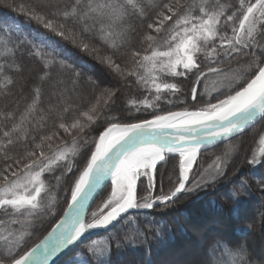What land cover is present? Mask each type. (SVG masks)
Returning <instances> with one entry per match:
<instances>
[{
    "label": "snow or ice",
    "instance_id": "obj_1",
    "mask_svg": "<svg viewBox=\"0 0 264 264\" xmlns=\"http://www.w3.org/2000/svg\"><path fill=\"white\" fill-rule=\"evenodd\" d=\"M38 7L57 5L48 0ZM18 10L63 41L89 53L124 84L135 82L157 96L175 95L181 89L169 81L190 79L194 107L162 114L152 112L150 118L139 122H109L94 142L95 150L70 191V203L62 218L43 239L22 251L26 230L17 232L7 225H25L27 229L32 223L28 217L38 218L44 211L55 215L54 204L45 208L42 203V176L62 163L66 173L72 172L74 165L69 157L77 138L84 142L85 129L105 120L97 104L85 110L79 104L65 103L63 98L66 93H98L107 97V111L115 105L118 89L103 88L68 64L55 49L14 36L11 26L0 27V100L12 97L0 105V209L20 218L0 219V227L7 232L0 234L5 249L0 264H57L56 258L66 254L65 250L70 252L86 233L119 223L132 209L169 207L181 196L214 188L223 178L227 163L216 157V171L210 178L200 173L199 178L190 179L201 149L242 134L258 119H264V0L247 6L239 0L232 15H227L216 0H72L63 10L51 13L36 8L25 13L23 6ZM162 43L164 50H160ZM101 49L105 55H101ZM241 61H247V74L241 77L243 83L238 90L230 89L231 94L223 99L219 98L223 93H219L205 105L195 107L199 103L198 88L202 98L208 94L206 82L210 77L235 81L239 74L231 65ZM29 62L39 68L35 77L25 75ZM65 80L71 88L64 86ZM151 107L147 105L145 110ZM49 121L56 131L44 127ZM59 130L71 141L59 136ZM42 131L49 134L39 135ZM54 137L61 144H56ZM166 156L178 159V174L174 180L167 177L171 185L167 190L162 174L159 194L153 195L157 164L171 162ZM260 162L255 155L248 161L252 166ZM105 181L111 183V195L91 213V221H86L89 202ZM138 181L147 193L140 198L143 202L137 199ZM260 183L264 187V179ZM137 238L147 243L142 232L137 233ZM135 243L133 236L123 235L113 237L107 249L86 246L88 264H95L93 256L105 253L107 259L101 264H113V255L119 256ZM209 247L235 255L237 264H264V257L253 255L244 240L214 236L204 248L205 257ZM193 264L210 261L202 257Z\"/></svg>",
    "mask_w": 264,
    "mask_h": 264
},
{
    "label": "trees",
    "instance_id": "obj_2",
    "mask_svg": "<svg viewBox=\"0 0 264 264\" xmlns=\"http://www.w3.org/2000/svg\"><path fill=\"white\" fill-rule=\"evenodd\" d=\"M27 2V5H30L32 1L34 2V6H40L42 3L41 0H24ZM45 2H48L45 1ZM52 3L56 4V8H36L34 6H29L30 8H36L37 11H43L44 13H51L54 11L63 10V8L66 5L71 4L72 0H51ZM11 5V7H9ZM19 5H17L15 2H9L8 0H0V27H6L4 26L5 21V14H11L15 16L16 18L20 19L24 25L28 24L29 26H25L24 30H27V34L18 33L17 31L13 30V35H19L21 37H25L28 40L41 44V41L35 37L33 34L30 33L31 29H36L37 32H41L44 35H47L50 38H53L56 43L55 45L52 44H42L48 49H55L56 51L60 52L62 55V58L68 62L70 65H75L85 76L91 77L95 80L96 74L100 71L102 74H109V70L106 69L103 65L95 61L89 53L81 51L79 48H77L75 45L71 43H67L63 41L59 36L55 35L54 33L44 29L42 26H40L35 21H30L26 14H21V12L18 10ZM25 11V10H24ZM26 13V11H25ZM49 18H52L49 16ZM61 46L66 47L67 51H72V53L65 55L63 52V49ZM95 47L101 48V45L94 44ZM103 49H101V55H105ZM83 61L84 64L81 63ZM33 67H32V66ZM28 71L25 70V75H31L32 77H35V75L38 73L39 68L34 62H29ZM217 66V65H213ZM247 66V61H241L239 64L233 63L231 65L234 72L238 73V78L233 81L229 82V80L225 79L223 76H212L210 77L207 82V92L208 94L204 97L199 96V92L201 89L198 88V100L199 103L195 105V107L203 106L207 103L208 99L210 97H215L219 93H223L220 95L219 98L223 99L227 94H231L230 89H237L239 84L243 83V80L241 77L245 76L247 73L245 72V68ZM34 68V69H31ZM119 83H114L113 89H118L117 92V98L116 102L117 104L114 107H120L123 104V100L130 99L129 97L139 98L141 96L142 98V88L140 86L136 87V83L129 81L128 84H124L122 81H118ZM173 83H177L179 87L185 89L186 94L183 96L179 95V99H184V101L181 102L179 100L175 104H168L164 105L160 108L159 112L157 114H162L167 111H179L183 110L184 108H188L189 110L193 109V104L190 100V89H191V82L190 79H177L173 81H169ZM215 82V83H214ZM101 85V83L99 82ZM70 83L65 80L64 86L67 88L70 87ZM215 85V86H213ZM19 85H17L18 87ZM141 88V89H140ZM217 88L219 91H217ZM140 89V90H138ZM15 91V90H13ZM2 95V94H0ZM12 99L11 96H9L8 100H0V105L3 103H7ZM65 103H71L73 106L79 104L82 108L86 110V107L90 104H97L98 113L105 116L104 122L97 121L95 125H93L91 128L85 129L84 135V142H80L79 137L77 138L78 143L77 146L73 152V154L70 155L69 159L70 162L74 165V170L72 173L69 174V177L75 176V174L83 168V162L86 160L91 152L94 149V142L97 141L99 135L102 133V131L109 126V122H116V123H129L132 122L134 119L129 118L127 116L123 115H116L114 112V109H110L106 111V105L105 101L106 98L102 101H100V97L98 93H89V92H76V93H66L65 97L63 98ZM98 100L100 102H98ZM96 101L98 103H96ZM44 102L48 103V98H44ZM115 102V103H116ZM213 103H216V99H212ZM111 103V101H109ZM141 114V118L138 117V121L146 118H150V115L143 116ZM118 118V119H116ZM37 120L40 119L39 116L36 117ZM264 122V119L261 121ZM58 123V122H56ZM46 129H50L51 131H56V128L53 127V122L49 121L47 125H44ZM248 133V132H247ZM239 135L229 141H227L224 144H228L227 148L224 153H219V155H214V157L206 158V156H202L201 160L204 161L201 163V170L198 172L196 177L200 175V173H203L205 176V171L208 166L211 164V161L214 160L213 158L221 157L223 156L227 151L235 150L237 152V148H239V152L244 150L242 146H238L240 142L244 139L246 134ZM49 134L46 131H42L39 133V135H46ZM59 136L63 137L66 140L71 141V137L67 136L63 130H59ZM56 144H61L60 140H56L54 137ZM231 143V144H229ZM61 147H63L61 145ZM234 147V148H233ZM19 151V149H17ZM234 152V153H235ZM237 154V153H235ZM235 155H233L234 157ZM201 157V156H200ZM200 157L199 160L200 161ZM208 159V160H206ZM3 161L0 160V164H2ZM248 161H246L243 165H240L237 169V176L236 178H228L229 174L226 175L224 178V182L228 181L227 185L224 189H214L213 192L209 195H206L205 197L201 199H195L194 197L199 195L200 191L191 195H188L187 197L181 196L176 202V207H168L166 210L158 211L162 207H159L155 210H145V211H139V212H133L134 214H131L126 220H123L122 223L118 224L116 227L112 228L110 232L106 233V235H102L99 240L101 241L98 243L99 247L97 249H107L112 245V238L115 236H123V235H129L133 236L136 240L135 246L132 247H126L119 256L113 255L112 261L113 264H161L162 262H159V257L162 255H166L164 252L166 250H171L169 248L170 246H173L172 251H174V248L182 246V243H178V238L181 237H187L190 238V241L195 240L199 244V248L202 249V252L204 253V248L209 244L211 239L214 236H222L227 240L235 241V240H244L247 241V244L250 248V240L248 239L251 234H253L255 230V216H260V214H256L257 212L254 207V204L256 202H260L261 195H264V190L261 189H252V184H244L242 186H237L236 189H231L236 184H240L241 181H247V178L250 179V176L254 179L253 181L258 183L260 179H264V160L262 165H259L257 167H253L254 169L247 168L246 171H243V173H240L241 170H243V166L247 164ZM251 166V165H250ZM249 166V167H250ZM60 171L59 177H64V174L66 173V170L64 168V164L62 163L60 166L56 167L55 170L51 173H45L43 175V180L45 185H49L48 177H46V174L54 175L57 172ZM75 173V174H74ZM51 175V176H52ZM66 175V174H65ZM45 176V177H44ZM51 177H49L50 179ZM47 180V181H45ZM62 180V179H61ZM70 181V180H69ZM67 182L66 187L63 185L61 186L62 190H66V192H69V189L71 187V183ZM51 188V187H50ZM67 188V189H66ZM210 189V188H209ZM68 190V191H67ZM236 192V195H231V192ZM204 191V190H203ZM210 191V190H208ZM212 191V190H211ZM261 193V194H260ZM67 195V193L65 194ZM221 198V199H220ZM223 198L227 202H223ZM70 200V199H69ZM193 201L189 205L186 203L188 201ZM69 202V201H68ZM66 202L65 208L68 204ZM193 203H196L193 204ZM187 204V205H185ZM64 204H62L63 206ZM51 206V205H49ZM55 215H52L49 217V220L42 225V227H39L36 229L31 236L30 239H27L28 244L24 247H22V251H26L29 248L33 247L36 243H38L50 230L51 228L56 224V222L60 219L62 214L64 213V210L61 211V206L55 208ZM46 212V214H44ZM43 213L44 216H47V211ZM14 219L15 216H3L0 217V219H4L7 221L8 219ZM20 219V218H19ZM37 219V218H36ZM199 219L207 220L212 223V225L204 229L201 225V228H197V230L200 232L196 237L191 236L189 233L190 228H194L195 224ZM45 222L41 221L40 224ZM35 223H38V220L35 221ZM200 225V224H199ZM44 226V227H43ZM14 228V227H13ZM16 229L20 230L21 227L15 226ZM230 228V232L224 233V230H228ZM263 228V226H262ZM22 230V229H21ZM15 231V229H14ZM142 232L144 237L147 238V243H141L139 239L137 238V233ZM205 232V233H204ZM157 235H159V239H157ZM199 236V237H198ZM200 236H203L201 239H203L201 242H199ZM177 241V242H176ZM188 241V242H190ZM83 242H81L82 244ZM81 244L76 246L74 250H72L65 258H63L58 264H88L89 257L85 254V247ZM97 245V244H96ZM179 245V246H178ZM89 247V246H87ZM3 245L0 246V256H3L5 253ZM75 252V254L72 255V253ZM257 257V256H256ZM207 258L210 259V264H237L238 257L235 255H225L222 251L217 250L215 248L209 247L207 251ZM107 259V253L104 255H95L92 257V260L95 261V264H101V261ZM165 263V262H163ZM176 264V263H174Z\"/></svg>",
    "mask_w": 264,
    "mask_h": 264
},
{
    "label": "rangeland",
    "instance_id": "obj_3",
    "mask_svg": "<svg viewBox=\"0 0 264 264\" xmlns=\"http://www.w3.org/2000/svg\"><path fill=\"white\" fill-rule=\"evenodd\" d=\"M8 1L9 2H15L17 5L23 6L24 10L26 12L30 9L29 6H31V7L34 6L33 5V3H34L33 1H32V3L30 5H27V2L24 1V0H8ZM45 1H47V0H41V2H38V3H42V4L43 3H47ZM216 2L218 4H220L226 10V14L227 15H232L233 11L235 10V8L239 6V0H216ZM244 2H245V6H247L249 3H255V0H244ZM34 7L38 8V6H34ZM38 9H40V7ZM4 16H5L4 26H6V27L11 26V28L13 30L17 31L18 33H22V32L24 34L28 33L27 30H24L25 26H29L28 24L24 25L22 22H20L21 21L20 19L16 18L15 16H13L11 14H5ZM30 33L33 34L35 37H37L41 41V44L47 43V44L55 45V43H56V41L53 38H50V37H48L47 35H44L41 32H37L36 29H31ZM228 35H231L230 31L228 32ZM58 49L59 50L63 49L64 50L63 52L65 53V55H68V54L72 53V51H67L66 47L64 48V46H61V48H58ZM160 50H164L163 43L161 44ZM81 63L84 64L83 61H81ZM31 66H29V67H31ZM31 69H34V68H31ZM26 70L28 71V69H26ZM100 71L96 74L95 80H96V82H100L101 86L103 88L113 89V87H115L114 83L115 82L119 83L118 82L119 80H117L116 77H114L110 72H109V74H107V73L102 74ZM213 86H215V85H213ZM70 87H71V85H70ZM136 87H138L137 84H136ZM140 87L142 88V91H141L142 98L140 96L137 99L134 96V97H129L130 99H128V100L127 99L123 100L122 106L120 105V107H117V108L114 107L115 108V110H114L115 112L114 113L116 115L127 116L130 119L131 118L134 119L132 122H139L138 121L139 120L138 117L141 118V114L143 116H145V115H150L152 112H156L157 113V112H159L160 108L163 107V104L164 105L165 104L166 105L175 104L179 100H181V102H182V101H184V99H179L178 96L179 95L183 96L184 94H186L185 89H183L181 87L180 88L181 91L176 93L175 95L164 93V94H161V95L157 96L156 94H153V93H150V92L146 91L143 88V86H140ZM140 89H138V90H140ZM217 91H219L218 88H217ZM99 97H100V101H102V102H103V100L105 98L107 99L106 96L99 95ZM100 101L98 100V102H100ZM98 102L96 101V103H98ZM116 104H117V102L115 103V105ZM147 105H151L152 107L148 108L147 110H145ZM136 107H140V111H136ZM114 108H112V109H114ZM179 111H181V110H179ZM261 121L258 122L256 125H254V127H252L251 129H249L247 131L248 133L246 132L247 134L244 137V139L240 142V144H238V146H242V148H244V150L239 152L240 150H239V148H237V152H235V150H233V149L230 150L231 149L230 148L229 151H227L223 156L220 157L222 160H224L227 163V167L224 169L223 178L219 180V182L216 184V186L214 188H210V189H207V190H204V191L201 190L199 195L194 197V200L196 198L199 200V199L205 197L206 195L211 194L214 189H219V191H220V189H224L225 186L227 185L228 181L230 180L229 179L228 181L224 182V178L226 177V175L229 174L228 178H236V176L238 174L237 173V169L238 168L241 169V167H239V166L243 165L246 161H249L253 157V155H255L257 157V159L259 161H261V162L258 163L255 166H252V165L250 166L249 163L245 164L243 166V170H241L240 173H243V171H246L247 168L254 169L253 167H257L259 165H262L263 160H264V154H262V150H264V122H261ZM229 144H231V143H229ZM227 145L228 144H224L223 145V143H222V144L216 145L214 147H211L209 149L201 151L200 154L198 155L196 163H195V165L193 167L192 173L190 174V179H191L192 176L196 177L198 172H200L201 166H202L201 163L204 162V161L201 160L202 156L203 157L206 156V158H208L207 156L214 157V155H219L220 152H221L220 154H222V152L224 153V151L227 148H229V147H227ZM94 150L95 149H93V151ZM234 152L237 153V154H235ZM90 155H89V157L86 160H84L83 167L86 165L87 160L90 159ZM233 155H235V156L233 157ZM199 157H200V161H198ZM213 159L214 160L211 161V164L205 170V171L208 170L206 172L205 176H204L205 178H210L216 171L214 166H213L216 158H213ZM166 160H170L171 162L170 163L169 162H162L163 166H161V163L157 164V172H156L157 184H156V189L153 192V195L159 194V191H160V179H161V175L162 174L164 175V188H165V190H167V188L171 186V185L168 184L167 177L168 176H172L173 180H174L175 176L178 174V172H177L178 159H176L174 156H166ZM206 160H208V159H206ZM82 169L79 170L76 174L74 173L75 176L73 175V177H69V174L72 173V172L65 173L66 175L64 174L63 178L59 177L60 176V171L57 172L54 175L51 174L52 176L49 175V174H46V177H48L50 186L45 185V191L42 192V194H41V200H42V203L45 206V208H47L49 205H53L54 204L55 208L61 206V211L64 210V209H65L64 212L66 211L67 206L65 208V204L70 199V191L74 187L75 181H76V179H78ZM73 170H74V167H73ZM199 176L197 178H199ZM49 177H51V178L49 179ZM262 179H260V181H258V183H256V182L253 181L254 179L250 176V179L247 178V180L249 182L243 180V182H244L243 184H241V183L240 184H236L231 189H236L237 186H242L244 184L250 183V184H252V187H251L252 189L254 188V189H257V190L258 189L264 190V187H262L261 183H260ZM42 180H43V176H42ZM45 181H47V180H45ZM68 181L71 183V187L69 189V192H66V190H62L61 189L62 188L61 186L63 185L64 187H66V184H67ZM144 183L146 184V181ZM106 186L107 187L103 190L102 194L99 196V198L93 204L90 212L88 213V215L86 217V221H89V222L91 221V218H92L91 217V213L94 212V211H97L98 207L102 206L103 202L111 195V191H112L111 183H109ZM143 186L144 185H142L141 182L138 181V183H137V199H138L139 202H143L140 198L142 196L147 195L146 192H143L141 190ZM208 190H210V191H208ZM230 192H231V190H230ZM66 193H67V195H65ZM191 202H193V201L191 200V201H188L186 203L189 205ZM223 202L225 203L227 201L223 198ZM62 204H64V205L62 206ZM187 204H185V205H187ZM193 204L196 205V203H193ZM171 206L172 207H176L177 206V202L175 204L171 205ZM159 207H162V206H154L153 209H146V210H155V209H157ZM254 207L256 209L254 211H256V212L258 211L256 214H260V216H255L254 220H255L256 226H255V230H254L253 234H251V236L248 237V239L250 240L249 245H250V249L253 252V255H255L257 257H264V195H261L260 202H256L254 204ZM166 208H168V207H162L158 211L166 210ZM105 211H107V209H105ZM44 214H46V212ZM131 214H134V213L128 214L127 216H125L126 218L123 219V220H126ZM3 216H9V215L5 214L4 211L2 209H0V217H3ZM25 216L27 217L28 214L25 213ZM51 216H52V214L49 211H47V216L41 215L37 219L36 218H32V217H28V219L31 220L32 223H31V226L27 227V229L25 228V225H7V227H11L13 230L15 229V231H17V232H24L26 230V235H25V241L26 242L22 245V247H24V246H26L28 244L27 239L31 238V236L29 237V235H27V233H30L32 235L33 232L36 229H38L39 227H42V225L45 224L49 220V217H51ZM62 216H63V214H62ZM14 219H19V217H15ZM43 219L45 220V222L40 224L41 221H43ZM37 220H38V223L36 224L35 221H37ZM123 220H121L118 224L122 223ZM118 224H116L114 227H116ZM196 224L204 225L203 226L204 229H207V228H209L212 225L210 220L207 221V220H202V219H199V221H197ZM15 226H17L18 228L21 227L22 230L21 229L20 230L16 229ZM262 226H263V228H262ZM114 227H112V228H114ZM203 228H202V232L204 231ZM111 229H109L108 231H106V232H104V233H102L100 235L89 237V238L85 239L84 241H82L83 242L82 244L79 243L78 245L81 244V247L82 246H84V247H86V246H89V247L95 246L96 248H98L99 247L98 243L101 242L99 240V238L102 235H106V233L110 232ZM224 231H227V230H224ZM0 234H4V235L7 234L5 227H0ZM202 237L203 236H200L199 242H201L203 240V239H201ZM183 242H186L188 244L184 243L185 244L184 247H176V248H174V251H172V249L171 250H166L164 252L166 255L160 256L159 257V262H162L161 264H174V263H176V264H193L194 261H196V260H198V259H200L202 257H204L205 259L210 261V259H208L207 256L206 257L204 256V253L202 252V249L199 248V244L200 243H198L195 240H192L190 242H187V241H183ZM2 245H3V242L0 241V246H2ZM73 254H75V252H73L72 255ZM163 262H165V263H163ZM210 263H211V261H210Z\"/></svg>",
    "mask_w": 264,
    "mask_h": 264
},
{
    "label": "water",
    "instance_id": "obj_4",
    "mask_svg": "<svg viewBox=\"0 0 264 264\" xmlns=\"http://www.w3.org/2000/svg\"><path fill=\"white\" fill-rule=\"evenodd\" d=\"M261 120H262V119H258L256 122H254L253 125L249 126V128H247V129H245L243 133H245L246 131H248V130L251 129L252 127H254V125H256V124H257L258 122H260ZM103 131H104V130H103ZM103 131H102V132H103ZM243 133H242V134H243ZM239 135H241V134H234V136L231 137V138H229L228 140L233 139V138H235V137H237V136H239ZM228 140H227V141H228ZM227 141H219V142H217L216 145L222 144V143L227 142ZM216 145L209 146L208 148H202L201 151L206 150V149H209V148L214 147V146H216ZM109 183H110V181H105V182H104V185L102 186V188L99 189V190L97 191L96 194H94V196L92 197V199H91L90 202H89L88 210H87V213H86V217H87L88 213L90 212V210H91L93 204L95 203L97 197L100 195V193L102 192V190L106 187V185H108ZM69 203H70V202H69ZM66 210H67V209H66ZM144 210H146V209H132V210H130V212L144 211ZM130 212H129V213H130ZM129 213H128V214H129ZM128 214H124V216H127ZM86 217H85V218H86ZM61 218H62V217H61ZM61 218H60V219H61ZM60 219H59V220H60ZM59 220H58V221H59ZM58 221H57L56 223H58ZM116 224H118V223H117V222H114L113 225L109 226V228H107V229L100 228V229H94V230H91L90 232L86 233L84 237L81 238V242L84 241L85 239L89 238V237L96 236V235H100V234H102V233L108 231L109 229H111L112 227H114ZM54 226H55V225H54ZM54 226H53V227H54ZM50 231H51V230H50ZM50 231H49V232H50ZM47 234H48V233H47ZM47 234H46V235H47ZM46 235H45V236H46ZM43 238H44V237H43ZM43 238H42V239H43ZM81 242H78V244L81 243ZM78 244H77V245H78ZM75 247H76V246H75ZM75 247H73L72 250H73ZM65 253H66V254H61L58 258H56V259H57V264H58V263H59V262H60V261H61V260H62V259L68 254V253H69V251H68V250H65Z\"/></svg>",
    "mask_w": 264,
    "mask_h": 264
},
{
    "label": "bare ground",
    "instance_id": "obj_5",
    "mask_svg": "<svg viewBox=\"0 0 264 264\" xmlns=\"http://www.w3.org/2000/svg\"><path fill=\"white\" fill-rule=\"evenodd\" d=\"M246 132H247V131H246ZM246 132H245V133H246ZM243 134H244V133H243ZM243 134H241V135H243ZM224 143H225V142H224ZM197 158H198V157H197ZM195 163H196V162H195ZM194 165H195V164H194ZM194 165H193V167H194ZM106 187H107V186H106ZM106 187H105V188H106ZM105 188H104V189H105ZM104 189H103V190H104ZM103 190H102V192H103ZM102 192L100 193V195L102 194ZM100 195H99V196H100ZM99 196L97 197V199L99 198ZM97 199H96V200H97ZM69 201H70V200H69ZM95 202H96V201H95ZM135 212H139V211H135ZM130 213H133V212H130ZM130 213H129V214H130ZM194 226H195L194 228H190V229H189V230H190L189 233H190L191 236H196V235L200 234V232L197 230V228H200V229L202 230L201 225H199V224H195ZM229 232H230V228H228L227 231H224V233H227V235H229V234H228ZM177 240H178V243H183L182 246H179V245H178V246H179V247H184V245H185V244H188V243L183 242V241H187V242H188V241H190V238H187V237H186V238H185V237H181V238H178ZM176 242H177V241H176ZM184 243H185V244H184ZM169 248L172 249L173 246H170Z\"/></svg>",
    "mask_w": 264,
    "mask_h": 264
}]
</instances>
